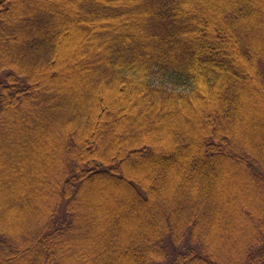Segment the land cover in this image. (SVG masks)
I'll return each instance as SVG.
<instances>
[{
	"label": "trees",
	"instance_id": "obj_1",
	"mask_svg": "<svg viewBox=\"0 0 264 264\" xmlns=\"http://www.w3.org/2000/svg\"><path fill=\"white\" fill-rule=\"evenodd\" d=\"M0 264H264V0H0Z\"/></svg>",
	"mask_w": 264,
	"mask_h": 264
}]
</instances>
